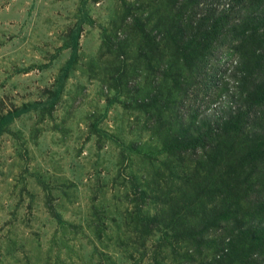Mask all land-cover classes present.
<instances>
[{"label": "rangeland", "instance_id": "374dc122", "mask_svg": "<svg viewBox=\"0 0 264 264\" xmlns=\"http://www.w3.org/2000/svg\"><path fill=\"white\" fill-rule=\"evenodd\" d=\"M208 19L203 51L183 53ZM263 47L264 0H0V264H264V203L245 205L231 244L169 227L210 224L211 205L188 204L211 177L264 188ZM207 117L231 130L221 151L256 139L251 157L234 149L235 165L256 158L245 176L209 175L212 139L169 157L182 124Z\"/></svg>", "mask_w": 264, "mask_h": 264}, {"label": "trees", "instance_id": "16d2710c", "mask_svg": "<svg viewBox=\"0 0 264 264\" xmlns=\"http://www.w3.org/2000/svg\"><path fill=\"white\" fill-rule=\"evenodd\" d=\"M190 18V17H188ZM245 19V18H244ZM222 20V19H221ZM221 20H217V21H221ZM211 26H210V25ZM246 26V29L249 27L246 25H243V27ZM227 27V26H225ZM229 29H234L233 31L237 30L238 31V26H234L231 25L229 26ZM216 29V22H212L209 19L208 20H202L199 21L198 24L194 23L193 26H190V28L187 31H184V39L186 40V44L182 45V48H184V50H182L183 53H190L193 52L197 49H201V52L203 51L202 49L204 48V44H206L207 42L210 41L213 33H215ZM227 32V31H225ZM228 36H224V37H228V39L231 37V34L229 32H227ZM246 36V35H244ZM243 36V37H244ZM253 35L248 36L247 38L249 40H257L256 38H252ZM230 40V39H229ZM228 40V42H229ZM241 41V39H240ZM255 49V48H254ZM254 49L250 50L252 52V55L248 56L247 58L249 59L250 57L253 56L254 54ZM263 49L262 52L264 51V47L261 48ZM188 51V52H186ZM241 51V50H240ZM249 51V50H248ZM259 51V50H258ZM257 51V53L253 56L255 58V62L256 64H258L259 62H261V59L259 56L263 57V54H259ZM247 52H243L241 54V58H244V54L246 55ZM209 66V64H208ZM258 66H263L261 64H258ZM239 68V67H238ZM173 96V101H177L179 100L180 97H182L181 94L179 93H175L172 95ZM170 96V98L172 97ZM170 98L167 99V101L165 102L167 107L169 108L171 105V101ZM186 98H188V96H186ZM186 98H184V100L180 103H173L176 104V108H184L186 102ZM204 119V120H203ZM201 121L198 120V122H194L193 124H187V123H183L181 126L180 131H178L177 134H175V145L170 146L172 149L169 153V157L172 158L176 155H187L189 151H193L194 152L197 150V148H201L202 146H204L206 143L205 142H209L210 139H212L213 143L216 145L213 147L214 151V156L215 159H210L206 161V164H204L205 166L208 167L209 170H211V173L209 175L213 176L214 173H218L220 168H226L225 169V175L232 177L233 175L236 173L240 174L237 176L241 177V176H245V174H247L248 171H251L253 169V167H251L252 165V161L255 160V156L252 157V159L250 161H247L244 164L241 165H235L233 163V158H235L237 155H235V146L237 147L238 144H235L233 142L230 141L231 146H229L227 150V152H224V143H223V149L221 151L220 149V144H221V137L219 136V134H224L226 135L227 133L229 135H231V130L229 129V126L224 124V119H221L219 121L217 120H211L212 122V126L210 127V129H204L203 130V126L206 123H211L209 118H203ZM248 129V133H244V131H246ZM234 130V129H232ZM244 131L239 130L236 131L234 130L233 133H237V138L236 140L239 138L240 140H242L243 136L248 138L250 137V135L253 134V131L249 128V126H246L244 128ZM218 134V135H217ZM227 136V139H229L230 136ZM219 138V139H218ZM230 140V139H229ZM245 142V141H244ZM242 143L240 145V147L238 146L237 148H242L245 153L243 156L247 157V155H249L251 157V148H253L254 146L258 147L255 142L256 139H252V140H247L246 142L250 143L252 142V144H248L247 143ZM167 145V144H165ZM255 148V147H254ZM258 155V154H257ZM180 159V157L178 158V160ZM246 165V166H243ZM243 172H245L244 174H242ZM247 177V176H246ZM221 178H210L207 181H205L206 183L204 184L203 188L199 191L200 192V196H198L196 194L195 198H202L204 199V201H202L203 205H196L195 199L193 201L190 202V204H188L189 206V212H191V209H196L198 211H201L200 213H205L206 211H208V207L211 205L213 207V210L211 211L212 213H214V219L210 222L209 225L204 226L201 230L196 231V230H190L192 233L185 232V229H183L182 225H184V220L182 219H175L173 221V218L170 221V229H173L174 231H176L177 233H179V235L177 236V239L180 237H184L186 238L184 235H189V238H191L193 241H197L196 237L199 239H203L204 236L208 239H212L214 238V235L216 236V234H226L228 237H230V243H232V237H234V235L232 234V232H230L229 230H231L234 226V224L239 225L242 221V219L245 216L244 212V207L245 205L248 206V210L256 207L257 209L261 207V204L264 203V191L262 188V186H260L259 184H256L255 182H250L249 180H245V178L242 180H235L234 184H232V188L229 187V189L226 188V184L224 183H220ZM260 188V189H259ZM259 189V190H258ZM226 194V197H225ZM242 194V195H240ZM229 197V199H228ZM219 198H222V201L219 200ZM228 199V200H227ZM231 199V200H230ZM221 202V203H219ZM230 202V203H229ZM223 206V209H220L219 207ZM262 211V209H260ZM242 212H244V214H241ZM240 215V216H239ZM236 217L238 218V220L236 219ZM185 219V218H184ZM188 222H192L190 220H187ZM264 221V220H262ZM254 223V219H252V221H250V224ZM234 223V224H233ZM174 227V228H172ZM243 230H244V234L245 236H247V232L250 229L251 230V226H240ZM191 229V228H188ZM254 229V228H252ZM185 232V233H184ZM230 232V233H229ZM191 235V236H190ZM255 236V235H254ZM260 239V236H258L257 238H255L254 241H258ZM218 239H212V240H208V242H218ZM224 240V239H223ZM228 241V242H229ZM214 243V244H215ZM254 243V242H252ZM228 244V245H229ZM198 247V246H197ZM192 248L194 251V254H198L199 256H201L202 252H203V248L201 247L200 250H198V248ZM229 247V246H228ZM222 248V247H221ZM192 251V250H190ZM225 258V255H224Z\"/></svg>", "mask_w": 264, "mask_h": 264}]
</instances>
